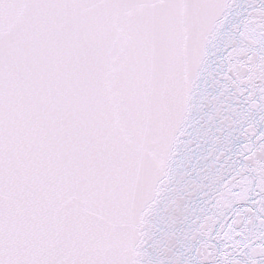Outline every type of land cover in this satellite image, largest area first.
Here are the masks:
<instances>
[{
  "label": "water",
  "instance_id": "1",
  "mask_svg": "<svg viewBox=\"0 0 264 264\" xmlns=\"http://www.w3.org/2000/svg\"><path fill=\"white\" fill-rule=\"evenodd\" d=\"M0 264H264V0H0Z\"/></svg>",
  "mask_w": 264,
  "mask_h": 264
}]
</instances>
